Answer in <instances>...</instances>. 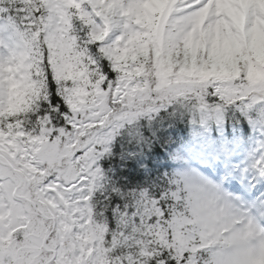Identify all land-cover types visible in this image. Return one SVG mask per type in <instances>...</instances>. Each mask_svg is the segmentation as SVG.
<instances>
[{"label":"snow or ice","instance_id":"6c2138e0","mask_svg":"<svg viewBox=\"0 0 264 264\" xmlns=\"http://www.w3.org/2000/svg\"><path fill=\"white\" fill-rule=\"evenodd\" d=\"M0 264H264V0H0Z\"/></svg>","mask_w":264,"mask_h":264}]
</instances>
